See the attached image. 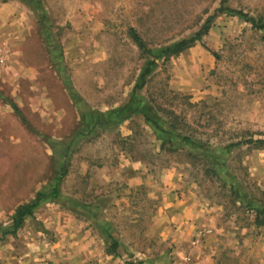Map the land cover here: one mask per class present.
<instances>
[{"label": "rangeland", "instance_id": "rangeland-1", "mask_svg": "<svg viewBox=\"0 0 264 264\" xmlns=\"http://www.w3.org/2000/svg\"><path fill=\"white\" fill-rule=\"evenodd\" d=\"M220 2L0 0V264H264V0L161 53Z\"/></svg>", "mask_w": 264, "mask_h": 264}, {"label": "trees", "instance_id": "trees-1", "mask_svg": "<svg viewBox=\"0 0 264 264\" xmlns=\"http://www.w3.org/2000/svg\"><path fill=\"white\" fill-rule=\"evenodd\" d=\"M227 2H228V0H221L219 6L214 10V12L211 15H209L205 19L203 24L194 32L193 35H191L190 37H187V38H183L180 41L165 47L164 49L161 50V53L164 54L165 56L177 55V54L181 53L183 50H185L186 48L190 47L195 42H201L203 36L206 35L207 32L209 31V29L211 28L213 19L218 14H221L223 12H232L233 14L242 17L246 21L251 22L254 27L263 28L262 24H259L253 18L248 17L246 15V13H244L243 11L230 8L227 5ZM131 34H132L133 40L138 44V47L140 49H142L143 52L150 54L151 50L145 48V44L142 41V39L140 38V36L134 30H131ZM150 65H151V62L148 64V66L145 67L144 71L141 73V75H140V81L141 82L136 85V88H141V86L144 84L145 76L150 72ZM184 140H185V142L190 143L194 147H199L201 149L203 148L202 145L193 142L189 138L185 137ZM243 144H245V145L254 144V145H257L261 148H264V137L257 138V139H252V138L243 139V140H240V141H237L234 143H230L228 146H238V145H243ZM213 156H215V155H213ZM219 157L222 158V156H219ZM217 163L219 164V166L223 165V162L221 160L217 161ZM48 195H50L52 197H57L59 195V189H58L57 185L53 187V189L50 193L38 192V193H36L35 198L32 202L22 203V204L18 205L15 208V211L12 215L11 229H9L8 231H4L1 234L0 240L4 239L7 235L14 234L16 232V230L22 225L25 217L30 216L32 214L33 209L39 204V202L42 199H44Z\"/></svg>", "mask_w": 264, "mask_h": 264}]
</instances>
